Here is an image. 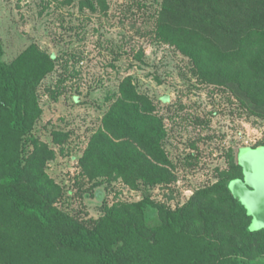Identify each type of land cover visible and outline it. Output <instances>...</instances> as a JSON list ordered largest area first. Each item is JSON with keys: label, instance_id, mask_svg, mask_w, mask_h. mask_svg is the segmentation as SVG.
Returning <instances> with one entry per match:
<instances>
[{"label": "rangeland", "instance_id": "rangeland-1", "mask_svg": "<svg viewBox=\"0 0 264 264\" xmlns=\"http://www.w3.org/2000/svg\"><path fill=\"white\" fill-rule=\"evenodd\" d=\"M162 3L0 0L1 60L15 66L29 127L26 135L13 130L0 107V173L32 152L30 137L38 139L53 151L44 168L61 187L54 206L107 236H120L103 222L113 205L145 201L177 214L196 191L226 179L240 149L264 154V104L206 81L188 55L161 41ZM124 81L149 98L162 121L164 182L139 178L133 186L115 174L92 177L82 161ZM192 235L161 231L153 244L125 236L123 264H192L215 249ZM93 263V256L59 248L29 225L0 188V264ZM256 263L264 264V256Z\"/></svg>", "mask_w": 264, "mask_h": 264}, {"label": "trees", "instance_id": "trees-1", "mask_svg": "<svg viewBox=\"0 0 264 264\" xmlns=\"http://www.w3.org/2000/svg\"><path fill=\"white\" fill-rule=\"evenodd\" d=\"M156 32L161 41L188 55L203 79L264 104V0H163ZM1 53L0 43V107L9 113L10 127L26 135L27 97L19 92L15 66L3 62ZM121 96L103 116L83 163L92 177L115 174L133 186L139 178L166 181L158 165L167 162L165 132L154 104L127 81L121 84ZM30 141L32 152L0 173V188L19 215L47 232L59 248L87 253L93 264H123L125 236L153 244L158 233L173 230L190 232L215 248L192 264H258L256 259L264 256V227L250 228L252 216L229 188L231 181L243 179L239 162L223 182L196 191L177 214L145 201L108 208L103 222L120 229L116 237L54 206L61 187L44 168L53 151L34 137Z\"/></svg>", "mask_w": 264, "mask_h": 264}, {"label": "water", "instance_id": "water-1", "mask_svg": "<svg viewBox=\"0 0 264 264\" xmlns=\"http://www.w3.org/2000/svg\"><path fill=\"white\" fill-rule=\"evenodd\" d=\"M238 162L243 168V179L231 181L229 188L252 216L250 228L260 229L264 227V154L241 150Z\"/></svg>", "mask_w": 264, "mask_h": 264}]
</instances>
